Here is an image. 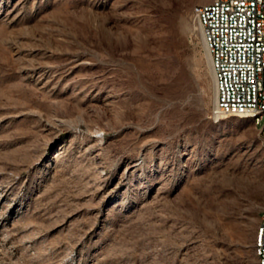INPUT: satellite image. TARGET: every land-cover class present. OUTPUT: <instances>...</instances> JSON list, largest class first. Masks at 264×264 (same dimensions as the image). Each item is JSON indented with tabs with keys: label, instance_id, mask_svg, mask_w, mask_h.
I'll use <instances>...</instances> for the list:
<instances>
[{
	"label": "rangeland",
	"instance_id": "rangeland-1",
	"mask_svg": "<svg viewBox=\"0 0 264 264\" xmlns=\"http://www.w3.org/2000/svg\"><path fill=\"white\" fill-rule=\"evenodd\" d=\"M210 1L0 0V264H258L264 132L212 117Z\"/></svg>",
	"mask_w": 264,
	"mask_h": 264
},
{
	"label": "built area",
	"instance_id": "built-area-1",
	"mask_svg": "<svg viewBox=\"0 0 264 264\" xmlns=\"http://www.w3.org/2000/svg\"><path fill=\"white\" fill-rule=\"evenodd\" d=\"M193 16L210 56L212 117L264 115V0H211ZM261 241L264 264V215Z\"/></svg>",
	"mask_w": 264,
	"mask_h": 264
},
{
	"label": "bare ground",
	"instance_id": "bare-ground-1",
	"mask_svg": "<svg viewBox=\"0 0 264 264\" xmlns=\"http://www.w3.org/2000/svg\"><path fill=\"white\" fill-rule=\"evenodd\" d=\"M206 54H207V58H208V62H210V56L209 53L206 50ZM211 65V64H210ZM235 116H248L250 118H252L253 120H255V122L260 126L261 130L264 132V115L263 112H249L247 114H233ZM233 115H229V116H223V117H219V118H213L214 120H220L222 118H227ZM263 215H264V205H263ZM262 230H263V218L261 220V223L258 225L257 230H256V234H255V254L258 260V264L259 261H261V257H262V241H261V237H262Z\"/></svg>",
	"mask_w": 264,
	"mask_h": 264
}]
</instances>
